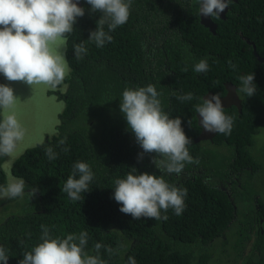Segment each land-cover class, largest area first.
Returning <instances> with one entry per match:
<instances>
[{"label":"trees","instance_id":"1","mask_svg":"<svg viewBox=\"0 0 264 264\" xmlns=\"http://www.w3.org/2000/svg\"><path fill=\"white\" fill-rule=\"evenodd\" d=\"M238 3L239 12H228L213 35L200 23L199 0H133L128 22L109 33L111 43L97 48L87 40L102 14L91 13V6L81 0L85 15L77 18L65 47L71 72L61 86L51 91L64 103L55 132L42 144L26 149L11 165L13 177L25 181L24 198L0 202L8 204L0 223V246L8 250V264H19L23 254L41 242V225L50 228L53 238L86 231L85 250L96 255L95 244L100 243L103 247L99 255L107 264H128L130 256L137 264L216 262L219 253L211 243L218 240L234 213L227 195L205 182V177L219 175L231 182L232 188L234 172L223 171V156L217 155L212 146L195 143L200 132L195 105L202 103L207 93L223 96L224 83L241 87L238 78L251 71L245 60L250 55L243 39L246 34H251V41L259 38L264 44V0ZM82 41L87 54L77 60L73 48ZM201 59L209 64L206 73L193 70ZM229 60L237 65L236 70L229 67ZM5 81L0 74V84L5 85ZM148 84L156 86L162 108L170 118L182 120V128L192 141L188 150L199 163L186 164L184 170L201 169L203 174L181 180L175 173L159 171L152 163L155 154H143L138 160L143 149L128 128L120 103L125 88ZM254 84L256 93L245 96L248 99L241 114L234 108L225 111L234 117L231 134H217L213 140V147L230 151L236 168L249 166L250 146L264 122V78L255 77ZM189 92L193 100L181 102L177 98ZM246 111H256L262 120L250 119ZM62 139L64 145L59 143ZM48 147L58 154L57 159H48ZM65 147L68 152L62 150ZM5 159L0 157V186L8 184L2 169ZM78 161L90 165L94 179L89 191L81 194L82 199L73 201L63 192V186ZM132 168L137 174L162 175L169 184L186 188L185 211L180 216L172 210L162 213L168 216L166 221L135 220L121 213L122 205L113 198L115 180L125 178ZM36 188L35 195L29 197L27 193ZM109 247L112 254L106 251Z\"/></svg>","mask_w":264,"mask_h":264},{"label":"clouds","instance_id":"2","mask_svg":"<svg viewBox=\"0 0 264 264\" xmlns=\"http://www.w3.org/2000/svg\"><path fill=\"white\" fill-rule=\"evenodd\" d=\"M132 2L133 0H86L91 6V13L102 14L97 21L96 30L90 33L87 41L94 43L97 48L111 43L113 37L109 33L128 22ZM231 2L232 0H199V15L220 18ZM79 3L80 0H0V74L10 82H23L30 87L44 84L56 89L61 86L71 72L64 51L68 36L74 32L73 26L77 18L85 15V9L79 7ZM73 50L77 60L83 59L87 54L83 41L75 44ZM228 65L232 70L237 68L231 60ZM183 70L187 72L188 67L185 66ZM193 70L196 73L209 71L207 59H201L193 66ZM254 78L253 73L240 76L238 79L241 87L237 91L248 97L253 96L257 90ZM160 95L153 84L136 89L125 88L120 111L136 142L143 149L138 160L143 158V154H155L152 163L159 171L179 175L186 164L199 161L194 160L189 153L188 146L192 141L182 128V120L179 117L170 118L162 108ZM177 98L183 102L193 100L194 96L189 92ZM20 102L13 88L0 84V110L5 113L0 120V157H11L25 138L26 130L13 110ZM195 112L201 117L200 124L206 132L231 134L234 117L225 114L219 94L208 99L202 98V103L195 105ZM50 136L47 135L46 138ZM59 143L64 145L65 140L62 139ZM62 150L69 151L67 147ZM46 155L50 161L58 158L51 147L46 149ZM93 179L90 165L78 161L73 165L63 192L71 200L80 201L81 194L89 191ZM37 191V188L32 189L27 195L32 198ZM25 194L23 178L14 177L8 184L0 186V197L22 199ZM186 197V188L169 184L162 175L137 174L135 168L125 178L115 180L113 198L122 205L119 211L135 220L148 218L166 221L168 216L162 213L169 210L180 216L186 208ZM40 227L41 242L31 251L25 252L19 264H107L99 255L103 247L100 243L95 244L96 255H90L85 250L88 243L86 231L79 235L68 234L65 238H53L48 226ZM106 251L113 253L111 247ZM8 260V250L0 246V264H8ZM128 264L137 262L130 256Z\"/></svg>","mask_w":264,"mask_h":264},{"label":"flooded vegetation","instance_id":"3","mask_svg":"<svg viewBox=\"0 0 264 264\" xmlns=\"http://www.w3.org/2000/svg\"><path fill=\"white\" fill-rule=\"evenodd\" d=\"M238 2L239 0H232V7L229 6L221 14L220 18L208 17L215 31H217L221 21L225 20L228 12H239ZM207 30L210 32L208 28ZM248 30L258 31L259 33V30ZM250 35L248 33L243 37L245 45L249 47L248 50L250 51V55L245 60L250 67L248 70H251L249 73H253L255 77L258 76L261 79L264 78V44L259 42V38H253L251 41L249 39ZM262 40L264 42V37ZM225 84H229L234 88L235 96L240 100V110L235 106L224 109L227 111V109L234 108L239 115L243 110V103L246 104L245 101L248 98L245 97L246 95L244 93L237 91L240 88L239 86L228 82L224 83V87ZM247 116L250 119L252 116L257 121L262 120V117L257 116L256 111L252 113L248 111ZM200 134L201 128L198 136ZM254 141L249 149V154L252 157L250 164L243 168L233 167L232 162L234 158H231L230 151L225 152L220 146L213 147L214 144L210 141L195 142L205 147L212 146L217 155L223 156V161L220 164L221 167H224L223 171L229 172V174L234 172L231 175L232 188H230L231 182L220 178L219 175L217 177L206 175L205 177V182L211 183L213 187L218 188L227 195L234 213V218L222 231L218 240L211 243L214 246L213 249L219 253L216 262L212 261V264H264V122H262L255 135ZM191 167H194V165ZM195 173L203 174L204 170L199 169V171H194L192 169H186L181 174L175 175L176 178L182 180ZM244 184L246 185L244 186ZM216 247L219 250H216Z\"/></svg>","mask_w":264,"mask_h":264},{"label":"rangeland","instance_id":"4","mask_svg":"<svg viewBox=\"0 0 264 264\" xmlns=\"http://www.w3.org/2000/svg\"><path fill=\"white\" fill-rule=\"evenodd\" d=\"M4 84L13 88L15 95L19 97L21 101L17 103L13 110L26 130L25 138L18 145L16 152L11 157H6L3 164V169L9 183L13 180L10 176V166L13 161L26 149L42 144L47 135L54 134L59 115L64 108V103L57 100V98L51 94V91H55L56 89H51L44 84L30 87L23 82H10L8 80H6ZM60 91L63 92L64 88H61ZM4 114L2 110V119ZM3 198L4 197H0V202L9 200ZM7 207L8 204H0V223H2L6 217L8 212Z\"/></svg>","mask_w":264,"mask_h":264},{"label":"water","instance_id":"5","mask_svg":"<svg viewBox=\"0 0 264 264\" xmlns=\"http://www.w3.org/2000/svg\"><path fill=\"white\" fill-rule=\"evenodd\" d=\"M78 6L81 7V0H80V3ZM199 17H200V23L204 27L208 28L212 34H214L215 29L211 26V22L208 20V17H204L202 15H199ZM225 90H226V94L223 98H221V102H222L223 107L229 108L231 106H235L238 110H240V100L235 96L234 88L229 84H225ZM211 96H213L212 93H207L206 95L203 96V98L208 99ZM196 119H197L198 126L201 128V134L195 139V142H199V141H210V142H212L217 133H209L203 129V127L200 124L201 117L199 116V114H196ZM10 176L12 178H14L12 173H11V166H10ZM3 199H5V198H3Z\"/></svg>","mask_w":264,"mask_h":264}]
</instances>
